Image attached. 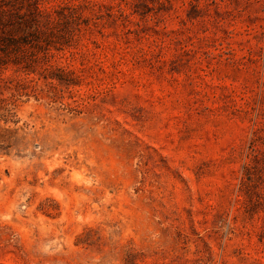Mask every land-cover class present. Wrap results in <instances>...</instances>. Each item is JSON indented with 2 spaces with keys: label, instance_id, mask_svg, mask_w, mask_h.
Listing matches in <instances>:
<instances>
[{
  "label": "rangeland",
  "instance_id": "1",
  "mask_svg": "<svg viewBox=\"0 0 264 264\" xmlns=\"http://www.w3.org/2000/svg\"><path fill=\"white\" fill-rule=\"evenodd\" d=\"M0 264H264V0H0Z\"/></svg>",
  "mask_w": 264,
  "mask_h": 264
}]
</instances>
